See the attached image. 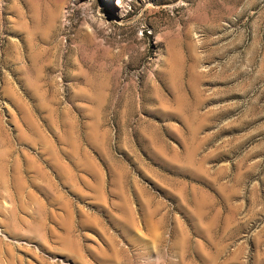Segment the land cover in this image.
Instances as JSON below:
<instances>
[{
	"label": "rangeland",
	"instance_id": "1",
	"mask_svg": "<svg viewBox=\"0 0 264 264\" xmlns=\"http://www.w3.org/2000/svg\"><path fill=\"white\" fill-rule=\"evenodd\" d=\"M0 264H264V0H0Z\"/></svg>",
	"mask_w": 264,
	"mask_h": 264
}]
</instances>
